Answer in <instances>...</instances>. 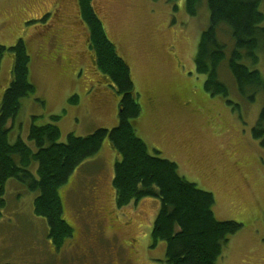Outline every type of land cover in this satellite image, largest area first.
<instances>
[{"label": "rangeland", "instance_id": "obj_1", "mask_svg": "<svg viewBox=\"0 0 264 264\" xmlns=\"http://www.w3.org/2000/svg\"><path fill=\"white\" fill-rule=\"evenodd\" d=\"M185 1L92 4L130 68L141 107L138 135L150 150L174 161L186 180L214 195L216 219L241 224L217 264H264V147L251 135L264 93L246 102L225 67L220 80L228 86V97L204 89L205 76L195 71L194 58L200 35L209 26V10L202 0L196 15L189 16ZM260 9L264 13V2ZM18 39L30 56L36 92L22 99L13 126L33 150L28 129L32 122L46 124L49 115L59 116V142L68 133L85 136L116 125L119 95L95 66L77 0H0V46L8 49ZM12 62L5 51L0 98ZM253 68L264 76V51ZM115 158L104 140L59 187L62 216L72 228L60 249L47 237L46 220L34 213L38 192L10 179L6 204L0 208V264H167L165 244L152 246L151 240L159 200L149 197L118 208L112 185ZM99 221L103 229L96 237Z\"/></svg>", "mask_w": 264, "mask_h": 264}, {"label": "trees", "instance_id": "obj_2", "mask_svg": "<svg viewBox=\"0 0 264 264\" xmlns=\"http://www.w3.org/2000/svg\"><path fill=\"white\" fill-rule=\"evenodd\" d=\"M201 1L186 0V13L195 16ZM77 2L80 17L88 29L95 66L119 95L118 122L112 128H97L85 136L68 133L65 141L59 142V116L51 115L46 124L31 123L27 138L34 143L36 149L33 150L18 133L13 134L22 99L36 91L31 80L30 56L23 39H18L8 49L0 46V64L7 50L13 59L10 80L0 98V208L6 204L4 195L10 179L29 191L38 192L33 201L34 213L46 220L47 237L52 245L62 248L72 236V228L62 216L59 187L107 140L116 153L112 185L117 207L149 197L159 200L151 240L152 246L158 242L165 244V262L217 264L229 238L240 230L241 224L216 219L212 211L214 195L186 180L174 161L161 156L155 148L150 150L138 135L136 121L141 107L130 68L108 38L92 0ZM263 2L206 0L209 26L200 35L194 68L205 76L204 89L212 95L224 98L229 95L227 84L220 80L223 67L246 102L252 103L257 93H264V76L253 68L259 63V52L264 51V13L260 9ZM74 100L72 96L70 101ZM251 135L264 147V106ZM34 163L37 165L35 173L32 171Z\"/></svg>", "mask_w": 264, "mask_h": 264}, {"label": "flooded vegetation", "instance_id": "obj_3", "mask_svg": "<svg viewBox=\"0 0 264 264\" xmlns=\"http://www.w3.org/2000/svg\"><path fill=\"white\" fill-rule=\"evenodd\" d=\"M103 229V226L101 224V222L99 221L96 228H95V231L93 233L97 234L96 237H99L101 236V230Z\"/></svg>", "mask_w": 264, "mask_h": 264}, {"label": "crops", "instance_id": "obj_4", "mask_svg": "<svg viewBox=\"0 0 264 264\" xmlns=\"http://www.w3.org/2000/svg\"><path fill=\"white\" fill-rule=\"evenodd\" d=\"M35 98H37V97H35ZM50 116L51 115H49V121H50ZM47 123V122H46ZM59 125V124H58ZM16 127H19V125H17ZM168 130V129H167ZM166 129L164 130V131H167ZM22 132L24 131V130H21ZM17 129L16 128H14V130H13V134H14V136H16L17 135ZM24 133H26V130L24 131ZM151 139V138H150Z\"/></svg>", "mask_w": 264, "mask_h": 264}]
</instances>
